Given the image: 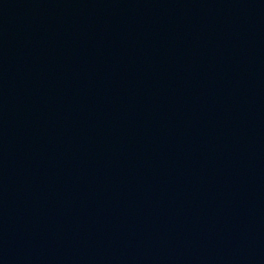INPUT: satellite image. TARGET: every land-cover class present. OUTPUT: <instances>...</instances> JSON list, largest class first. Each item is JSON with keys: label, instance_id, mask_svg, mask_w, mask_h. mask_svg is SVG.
Returning a JSON list of instances; mask_svg holds the SVG:
<instances>
[{"label": "water", "instance_id": "water-1", "mask_svg": "<svg viewBox=\"0 0 264 264\" xmlns=\"http://www.w3.org/2000/svg\"><path fill=\"white\" fill-rule=\"evenodd\" d=\"M0 264H264V0H0Z\"/></svg>", "mask_w": 264, "mask_h": 264}]
</instances>
